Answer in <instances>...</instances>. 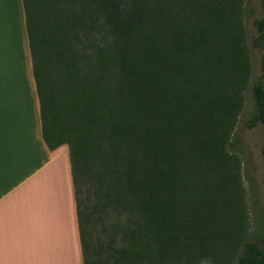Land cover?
Returning a JSON list of instances; mask_svg holds the SVG:
<instances>
[{
	"label": "trees",
	"instance_id": "trees-1",
	"mask_svg": "<svg viewBox=\"0 0 264 264\" xmlns=\"http://www.w3.org/2000/svg\"><path fill=\"white\" fill-rule=\"evenodd\" d=\"M245 1L21 0L41 137L68 149L83 264H264L233 135L250 47L260 73L244 126L264 128V14L250 36Z\"/></svg>",
	"mask_w": 264,
	"mask_h": 264
},
{
	"label": "crops",
	"instance_id": "crops-1",
	"mask_svg": "<svg viewBox=\"0 0 264 264\" xmlns=\"http://www.w3.org/2000/svg\"><path fill=\"white\" fill-rule=\"evenodd\" d=\"M0 264H83L68 149L41 137L21 0H0Z\"/></svg>",
	"mask_w": 264,
	"mask_h": 264
},
{
	"label": "rangeland",
	"instance_id": "rangeland-1",
	"mask_svg": "<svg viewBox=\"0 0 264 264\" xmlns=\"http://www.w3.org/2000/svg\"><path fill=\"white\" fill-rule=\"evenodd\" d=\"M260 3L261 0L245 1V6L251 9V12L245 17V26L250 36L254 34L252 20L264 14ZM250 53L251 77L244 94V107L238 116L233 135L238 141L235 153L241 161L240 172L248 214L249 239L262 244L264 241V159L261 155V147L264 142V128L257 126L247 129L244 126V120L252 108L250 87L260 73L258 51L250 47ZM113 218L114 213H108L103 219V223L96 221L94 225L90 226L93 237L102 236L105 226L112 225Z\"/></svg>",
	"mask_w": 264,
	"mask_h": 264
}]
</instances>
